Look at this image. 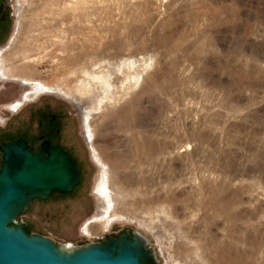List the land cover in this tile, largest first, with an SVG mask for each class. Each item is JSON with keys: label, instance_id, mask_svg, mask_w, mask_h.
Returning a JSON list of instances; mask_svg holds the SVG:
<instances>
[{"label": "rangeland", "instance_id": "rangeland-1", "mask_svg": "<svg viewBox=\"0 0 264 264\" xmlns=\"http://www.w3.org/2000/svg\"><path fill=\"white\" fill-rule=\"evenodd\" d=\"M41 112L80 183L34 198L29 233L128 229L154 264H264V0H8L0 142Z\"/></svg>", "mask_w": 264, "mask_h": 264}, {"label": "water", "instance_id": "water-1", "mask_svg": "<svg viewBox=\"0 0 264 264\" xmlns=\"http://www.w3.org/2000/svg\"><path fill=\"white\" fill-rule=\"evenodd\" d=\"M43 148L46 157L29 151L24 139L0 145V264H154L146 238L137 231L126 229L106 241L66 247L24 230V222L16 218L34 198L68 193L80 183L75 158L60 147L44 143Z\"/></svg>", "mask_w": 264, "mask_h": 264}, {"label": "flooded vegetation", "instance_id": "flooded-vegetation-1", "mask_svg": "<svg viewBox=\"0 0 264 264\" xmlns=\"http://www.w3.org/2000/svg\"><path fill=\"white\" fill-rule=\"evenodd\" d=\"M5 15V2L0 0V16ZM27 85V84H25ZM44 93L43 91H38V89L32 93V94H27L23 96V99L20 100H15L12 104L9 106H15V109L21 108L23 104H25L26 101L32 100L34 97L37 95H40ZM40 117L37 120V126H36V133H23L21 135H18L14 138L7 139L4 141L0 142V145L4 142H9V141H14L17 139H24L26 142V145L28 146L29 151L33 153H41L43 156H47L48 152L43 148L44 143H46V146L49 147H60L64 151H66L71 157L75 158L76 157L61 143H59L56 140V137L58 136L60 132V128L58 125V120L57 117L54 114H48L47 112H44L39 115ZM1 151H0V161H2L1 158ZM77 162V167H78V161ZM1 164V162H0ZM79 169V167H78Z\"/></svg>", "mask_w": 264, "mask_h": 264}, {"label": "trees", "instance_id": "trees-1", "mask_svg": "<svg viewBox=\"0 0 264 264\" xmlns=\"http://www.w3.org/2000/svg\"><path fill=\"white\" fill-rule=\"evenodd\" d=\"M23 227H24V230H25L27 233H29L28 228H27L25 225H24Z\"/></svg>", "mask_w": 264, "mask_h": 264}, {"label": "bare ground", "instance_id": "bare-ground-1", "mask_svg": "<svg viewBox=\"0 0 264 264\" xmlns=\"http://www.w3.org/2000/svg\"><path fill=\"white\" fill-rule=\"evenodd\" d=\"M91 226V225H90ZM93 226V225H92ZM140 233V232H139ZM141 234V233H140Z\"/></svg>", "mask_w": 264, "mask_h": 264}]
</instances>
